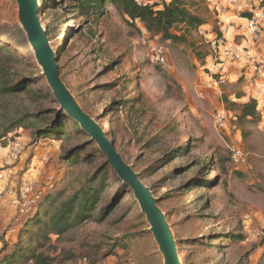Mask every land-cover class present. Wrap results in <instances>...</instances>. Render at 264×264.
I'll return each instance as SVG.
<instances>
[{"label": "rangeland", "instance_id": "obj_1", "mask_svg": "<svg viewBox=\"0 0 264 264\" xmlns=\"http://www.w3.org/2000/svg\"><path fill=\"white\" fill-rule=\"evenodd\" d=\"M39 1L50 46L61 54L63 84L152 191L166 215L181 264H264L262 110L257 109L254 118H242L244 105L253 103L246 93L248 76L240 78L244 64L242 69L228 64L225 83L207 86L219 78L216 73L224 62L211 41L220 34L236 44L241 40L233 31L228 34L232 27L228 16L222 13L225 24H220L210 0H182L204 24L187 32L184 28L187 40L174 43L160 36L145 37V27L128 23L108 0ZM140 1L160 5L166 0ZM232 9V20L240 25L238 18L245 14ZM155 45L163 48L164 63ZM0 61L10 71L1 81L11 87L26 85L0 96V129L31 115L21 136L15 137L22 146L15 166L26 170V182L38 175L27 169L30 159L35 158L42 169L35 194L41 188L45 199L36 203L34 215L43 211L44 216L89 187L102 192L95 219L60 239L52 236L57 248L74 256L62 264H165L133 191L99 145L60 111L20 21L17 0H0ZM55 122L62 125L63 135L37 137L38 131ZM15 134L1 146L7 148ZM235 147L246 155L243 166L232 163ZM8 162L6 150L0 168ZM49 183L51 189H44L43 184ZM0 200L4 209L9 206L8 198ZM106 208L111 213L101 221L98 217ZM21 220L0 222V239L10 245L9 250L14 242L5 239L17 242L27 227L17 224ZM13 230L18 233L15 237ZM4 244L0 243V252Z\"/></svg>", "mask_w": 264, "mask_h": 264}, {"label": "trees", "instance_id": "obj_2", "mask_svg": "<svg viewBox=\"0 0 264 264\" xmlns=\"http://www.w3.org/2000/svg\"><path fill=\"white\" fill-rule=\"evenodd\" d=\"M108 1L126 17L128 23L136 24L140 22V24L145 27L144 29H146L149 36H160L164 41H172L174 43L185 42L187 37L185 32L182 33L184 28H187L185 30L187 32L192 29H197L204 24V20L201 17L193 15L185 7V3L182 0H171L169 3L165 1L160 5L139 4L136 0ZM259 6L264 8V0L260 1ZM245 17L249 19L251 13H245ZM221 36L222 34L219 35V37ZM59 55L61 58L60 53ZM241 74V78H243L245 74ZM6 75L9 76L10 71L8 67L0 61V77ZM12 88L19 91L25 89L26 85L25 83H21L20 85L15 84L14 87H11L10 84L0 80V96L14 92ZM257 107L258 104L256 101L244 105L242 118L256 117ZM24 116L25 117L19 120V122L13 120L11 125L5 127L3 130L0 129V146L2 141L9 134L13 133V131L16 132L14 139L15 137L21 136L25 119L31 115L27 114ZM19 128H21V130ZM38 132H40V134L38 133L37 137H44L45 135L60 137L64 134V129L59 122H55L49 125L48 128ZM110 133L113 135L112 130H110ZM18 139L19 138H16L15 140ZM35 160V158H32V161L30 159L29 167H27V169L32 168L34 173L35 170L39 168V165H35ZM24 172H26V170L21 169L19 173L23 175ZM219 178L220 175L217 172L215 180H219ZM203 184H208V181H205ZM101 193L100 188L89 187L84 189L81 194L64 202L62 206L53 208L54 210L47 212V214L45 213L44 216H42L43 211H37L35 215L33 211L31 214L21 217L23 220L17 224L23 227L27 224V229L25 228L22 233H20L21 235L17 242L13 241V238H8L6 236V238H8L5 239L6 242H14L11 250H9L10 245L8 243L4 244V240L0 239V243L4 244L2 252H0V264H62L66 260L73 259L74 256L70 251L60 250L53 244L52 236H57L60 239L72 228L82 225L87 220L95 219L96 217L93 212L100 203ZM13 213L14 217L17 218L15 210H13ZM110 213L111 208H106L103 214L98 217L99 220L104 221ZM10 220L11 219H8V221ZM31 226L34 227L32 228ZM17 235L18 233L15 231L12 237Z\"/></svg>", "mask_w": 264, "mask_h": 264}, {"label": "water", "instance_id": "obj_3", "mask_svg": "<svg viewBox=\"0 0 264 264\" xmlns=\"http://www.w3.org/2000/svg\"><path fill=\"white\" fill-rule=\"evenodd\" d=\"M17 2L20 21L38 61L43 66L44 75L60 104V111L74 119L81 129L99 145L119 178L133 191L142 213L146 215L151 225V232L164 255L165 264H181L176 241L166 215L158 206L152 191L142 182L139 174L124 161L114 143L109 141L105 129L84 111L63 84L58 67L60 55L56 57L55 49L51 48L47 33L39 18L40 1L17 0Z\"/></svg>", "mask_w": 264, "mask_h": 264}, {"label": "built area", "instance_id": "obj_4", "mask_svg": "<svg viewBox=\"0 0 264 264\" xmlns=\"http://www.w3.org/2000/svg\"><path fill=\"white\" fill-rule=\"evenodd\" d=\"M136 1L139 4H142L140 0ZM215 1L220 3L224 0ZM225 1L230 6L235 7L240 6L242 3V0ZM249 4L250 5L248 8L251 11V17L248 19V29L254 36V40L256 42L259 40L258 35H260L264 30V8L259 5H255L253 0H249ZM238 9L239 11L242 10V8L239 7ZM221 11H224V8H222ZM142 34L145 37H149L146 29L142 30ZM211 45L213 50L217 52V55L220 56L221 60L230 64L244 63L245 68L243 69V72L245 75H251L252 80L262 79L264 81V59L258 58L250 54V52L244 51L242 48L229 45L225 36L215 37V39L211 41ZM155 51L157 53L158 59L164 63L165 54L163 48L160 47V45H155ZM224 62H222L221 66L218 65L219 70L216 74L219 76V78H212L211 82L207 84L208 88H211L214 85H217L218 87L220 83H225L223 69V66L225 65ZM21 147L22 146L20 143H18V140H13V142L8 144L6 149L9 162L3 168H0V197L2 196L4 198H8V205L16 209L15 211L17 213V218L31 214L35 209L36 203L43 196V190H41V188H38L39 194H35V185L39 184L38 177L40 176L42 169L37 168L35 170V173L38 172L36 178H33L32 182H26V172H24L23 175H20L19 172L21 171H19L17 166H15L16 161L18 162V155ZM246 160V155L242 149L238 147L232 149V163L235 166L245 165ZM43 187L44 189H51L48 188L51 187L50 183L43 184ZM4 207L5 206L3 205L2 200H0V213L3 211Z\"/></svg>", "mask_w": 264, "mask_h": 264}, {"label": "crops", "instance_id": "obj_5", "mask_svg": "<svg viewBox=\"0 0 264 264\" xmlns=\"http://www.w3.org/2000/svg\"><path fill=\"white\" fill-rule=\"evenodd\" d=\"M171 0H166L167 3H169ZM260 1L261 0H253L254 4L255 5H259L260 4ZM249 0H242V3L240 4V6H238L239 8H242V10L240 11V14L241 13H250L251 11L249 10L248 6H249ZM230 8V10L228 11V8ZM232 7H234L237 11H239L238 7H235V6H230L228 3H226V1H221L220 3L219 2H216L215 0H210V8L211 10L218 14V19L220 20V24H225L223 20H221V16H222V13L225 15V16H228V18L231 20V22L229 21L227 24H232V27H229V31H228V34L230 32H235L236 33V36H241V40L238 44H236L234 42V39L232 41H229V39L227 38L228 40V43L229 45L231 46H237L239 48H242L244 51H247V52H250V54L258 57V58H262L264 59V30L263 32L258 36V42L256 44V42H254V38L251 39V35L252 33L249 31L248 29V18L245 17V15L241 18H238L241 22L240 25H238L237 22H235L234 20H232V12H233V9ZM224 8V11H221V9ZM225 8H227V11L228 12H225ZM235 10V14L239 13ZM220 11V12H218ZM228 26V25H226ZM226 26L224 25V28H226ZM237 27V28H236ZM144 29V28H143ZM142 29V30H143ZM251 34V35H250ZM234 36V34H233ZM235 36V37H236ZM253 36V35H252ZM254 44V45H253ZM230 64V63H227L226 65L223 66V69L224 71H226V67L227 65ZM244 63H237V64H233V65H236L237 67H239L238 69H242V65ZM242 75V74H241ZM240 75V76H241ZM248 76V81L247 79H245L248 83H245L246 85V90H248L246 93L248 94L249 93V96L248 97V101L249 100H252V101H256L257 104H258V107L257 109H261L262 112L260 114L262 119H264V81L262 79H259V80H252V76L251 75H247ZM241 78V77H240ZM243 80V78H241ZM250 90V91H249ZM248 103V102H247ZM251 119V118H250ZM6 148H3L2 146L0 147V154H2L3 156L6 154ZM0 155V161H3V156ZM9 207H6L2 213H1V219H0V222L1 221H6L8 219H12L14 217V213L13 211L9 208Z\"/></svg>", "mask_w": 264, "mask_h": 264}, {"label": "bare ground", "instance_id": "obj_6", "mask_svg": "<svg viewBox=\"0 0 264 264\" xmlns=\"http://www.w3.org/2000/svg\"><path fill=\"white\" fill-rule=\"evenodd\" d=\"M42 5L40 4V8H39V10H40V12H39V15H40V13H41V7ZM40 18V17H39ZM56 53V57L58 58V55H59V53L58 52H55ZM107 135V134H106ZM109 139V138H108ZM110 140V139H109ZM110 142H112L113 143V141H110Z\"/></svg>", "mask_w": 264, "mask_h": 264}]
</instances>
